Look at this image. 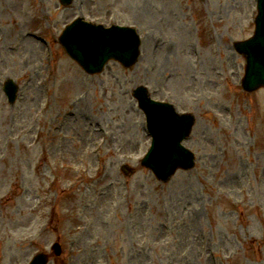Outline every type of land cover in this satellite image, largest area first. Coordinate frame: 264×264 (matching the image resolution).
<instances>
[{
    "label": "rangeland",
    "instance_id": "obj_1",
    "mask_svg": "<svg viewBox=\"0 0 264 264\" xmlns=\"http://www.w3.org/2000/svg\"><path fill=\"white\" fill-rule=\"evenodd\" d=\"M256 14V0H0V264H264V87L243 89L238 49ZM80 15L135 25L139 61L83 70L59 42ZM141 85L196 115L194 164L167 182L141 164Z\"/></svg>",
    "mask_w": 264,
    "mask_h": 264
},
{
    "label": "water",
    "instance_id": "obj_2",
    "mask_svg": "<svg viewBox=\"0 0 264 264\" xmlns=\"http://www.w3.org/2000/svg\"><path fill=\"white\" fill-rule=\"evenodd\" d=\"M259 6L260 15L257 23V33L252 41L242 45V50L248 58L247 74L244 80V85L248 89L264 84V0H260ZM110 34L114 37L111 39L105 38V36ZM77 37H81V39L78 40L76 39ZM62 40L68 51L89 70L95 68L93 61L97 60V58L98 61L100 60L98 64V67H100L108 57L118 58L127 64L132 61L130 60L132 56L134 58L137 54L136 39L130 30L117 27L111 30H104L101 26H93L80 19L74 23L73 29L69 34H67V31L65 32ZM83 43L88 56L83 53L84 49L75 50L78 44ZM147 105L151 106L148 109V113L151 130L155 137L154 145L147 158L150 162L147 161V163L157 169L156 173L159 177L166 178L177 166L188 164V159L184 160V153L180 149L182 147L180 146V140L186 134L191 123H193V119L177 116L169 106L151 102H147ZM164 119L173 124V127L168 130L165 139H163L160 127ZM163 140H166V146L170 150L169 155ZM45 263V255L36 256L32 262V264Z\"/></svg>",
    "mask_w": 264,
    "mask_h": 264
}]
</instances>
